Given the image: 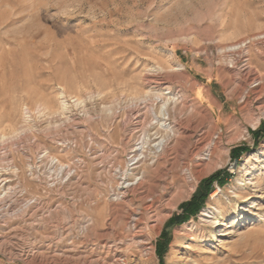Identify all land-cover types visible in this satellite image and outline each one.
I'll return each instance as SVG.
<instances>
[{
  "label": "rangeland",
  "instance_id": "obj_1",
  "mask_svg": "<svg viewBox=\"0 0 264 264\" xmlns=\"http://www.w3.org/2000/svg\"><path fill=\"white\" fill-rule=\"evenodd\" d=\"M261 90L264 0H0V264H264ZM165 108L214 164L133 153Z\"/></svg>",
  "mask_w": 264,
  "mask_h": 264
},
{
  "label": "bare ground",
  "instance_id": "obj_2",
  "mask_svg": "<svg viewBox=\"0 0 264 264\" xmlns=\"http://www.w3.org/2000/svg\"><path fill=\"white\" fill-rule=\"evenodd\" d=\"M250 71V70H249ZM239 74V73H238ZM248 74H250V72H248ZM248 74L246 73L245 76H247L248 78ZM244 75V74H243ZM247 84V83H246ZM261 89V88H260ZM264 91V90H261ZM258 93V92H257ZM214 105V104H213ZM166 109V108H165ZM132 113V112H131ZM198 113V112H197ZM200 113V112H199ZM198 113V114H199ZM202 113V112H201ZM143 115V114H142ZM164 124H161V126H164V128H166L165 130L159 129L157 135L163 134L164 135L161 137L162 139L160 140V142H158L157 144H155V141L158 138H152L153 136H149V139L141 142L139 145H135L134 149H133V153H138L143 151V153L145 152L146 149H148L150 152L154 151V154L156 155V157H161L162 159L166 156H168L172 150H174V147L172 146L173 144L177 145L181 142V140H185L186 141V146L184 151L182 152L183 154V161H185L184 163H186V161H195L194 163L196 164L197 167L201 166L203 163V156L204 153H212L214 155V158L212 160V163L216 162V151L218 149V147H214L213 144L210 142L209 140V135L208 138L203 139V136L201 138H199L198 140H194L193 138L195 137V135H198L199 132H201V127L199 125H195L194 123V128L193 131L190 129L191 126H186L184 125L181 121L177 120L174 117L173 112L170 109H166L164 111ZM135 116V115H134ZM197 116V115H196ZM206 116V115H205ZM208 118V117H207ZM135 122H133V127L134 129H142L145 127V121L144 119H142L141 115H136V117L134 118ZM146 120V119H145ZM202 120V119H201ZM169 122V123H168ZM168 123V124H167ZM132 124V123H131ZM147 124V123H146ZM149 124V123H148ZM159 124V123H158ZM155 124L150 123L149 126L151 128H156V126H154ZM148 127V128H150ZM147 128V129H148ZM133 129V130H134ZM146 129V128H145ZM155 130V129H154ZM137 132V131H136ZM142 132V131H141ZM147 132V130H146ZM203 132V131H202ZM205 132V131H204ZM146 134V133H145ZM197 137V136H196ZM131 141V140H130ZM184 142V141H183ZM182 143V142H181ZM139 147V148H138ZM177 147V146H176ZM181 147V146H180ZM178 152V151H177ZM177 157V156H176ZM175 157V158H176ZM182 157V156H181ZM178 159V157H177ZM180 159V158H179ZM134 161V160H133ZM160 161V160H158ZM209 162V161H208ZM168 163V162H167ZM193 163V164H194ZM211 163V164H212ZM213 163V164H214ZM249 164V163H248ZM206 165V164H205ZM186 166V165H185ZM188 166V165H187ZM203 166V165H202ZM163 167V166H162ZM189 168V167H188ZM249 167L248 165H245V169L247 170ZM185 170V169H184ZM187 170V169H186ZM185 170V171H186ZM198 172V171H197ZM198 174V173H197ZM194 175V174H193ZM199 175V174H198ZM184 179V178H183ZM185 182V181H184ZM186 183V182H185ZM172 184V183H170ZM136 185L137 188H140L143 183H141L140 181H138L137 183L134 184H127L125 187L126 191L131 190V187ZM147 185V183H146ZM162 188V187H161ZM173 188V187H172ZM178 188V187H177ZM133 189V188H132ZM141 189V188H140ZM135 190V189H134ZM163 190V189H162ZM165 190V189H164ZM177 190V189H176ZM137 191V190H136ZM135 191V193H137ZM166 191V190H165ZM173 194V193H172ZM172 196V195H171ZM218 196V193L213 197L216 198ZM173 197V196H172ZM174 199V198H173ZM183 199L182 196V192L178 191L175 195V203L173 204L174 207L177 206L178 202L180 200ZM238 200L235 201V204L237 203ZM148 203V202H147ZM146 204V203H145ZM232 205V204H231ZM230 207V206H229ZM146 208V207H145ZM177 208V207H176ZM174 209V208H173ZM149 210V209H148ZM152 210V209H151ZM263 210L262 213H264V209H259ZM146 211V210H145ZM243 209L239 208L238 212H242ZM238 217H242V214L238 215ZM244 219V217L242 218V220ZM163 221V220H162ZM159 223V222H158ZM204 223L207 224L208 226L212 227V228H218V227H222L225 226L224 223V212L222 210H217L216 212H210L208 211L207 214H205L204 216ZM140 230V229H139ZM187 232V231H186ZM137 233V232H136ZM181 236H188L190 237V234L187 233H181ZM200 240H202V242H209L210 241V237L205 236V235H198ZM194 238V237H193ZM194 240V239H193ZM191 246V245H190ZM189 245L186 246L187 250H192Z\"/></svg>",
  "mask_w": 264,
  "mask_h": 264
},
{
  "label": "trees",
  "instance_id": "obj_3",
  "mask_svg": "<svg viewBox=\"0 0 264 264\" xmlns=\"http://www.w3.org/2000/svg\"><path fill=\"white\" fill-rule=\"evenodd\" d=\"M219 178V175H215L212 178L205 180L199 187L198 191L194 195L192 201L188 203L187 205L183 206V209H190L194 212L205 202V200L208 198L211 187L214 182H216ZM175 221V220H174ZM166 236H164V239ZM166 245V243H165ZM163 248V247H160Z\"/></svg>",
  "mask_w": 264,
  "mask_h": 264
}]
</instances>
